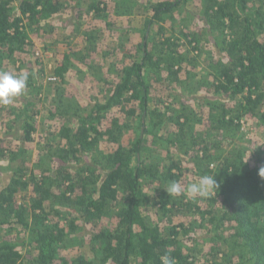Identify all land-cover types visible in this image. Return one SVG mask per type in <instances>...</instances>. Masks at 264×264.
<instances>
[{
    "label": "trees",
    "instance_id": "obj_1",
    "mask_svg": "<svg viewBox=\"0 0 264 264\" xmlns=\"http://www.w3.org/2000/svg\"><path fill=\"white\" fill-rule=\"evenodd\" d=\"M85 1L20 0L15 10L14 0H0V69L4 71L5 63H12L17 53H27L30 28L42 29L50 18L68 9L78 10ZM184 1L165 0L148 8L153 15L141 30L144 37L136 51L138 59L122 68L118 82L105 102L96 103L87 112H59L60 107L66 105L65 94H59V102L55 101L60 114L51 111L49 115L54 118L65 113L72 118L74 126L63 129L60 138L66 140L65 146L47 160L55 159L50 162L53 166H40L39 176L36 177L33 168V174L29 172V163L24 157L28 151L24 145L34 142L36 132L32 121L34 114L31 116V113L43 98L42 87H36L34 75L28 74V98L16 97L10 105L0 106V112L4 111L12 118V124L21 125L22 133L15 134L14 138L24 146V150L19 149L18 154H14L0 145V160L8 156L9 151L12 155L8 166H0L2 171L12 169L11 162L22 155L12 170L9 183L0 190V230L20 231L15 237L0 239V264H59V261L69 264L60 256V251L68 235L76 232L77 218L94 227L105 219L114 222V229H101L90 237L101 264H161L160 258L165 255L173 258L175 264H197L198 255L194 253L192 243L207 227L208 238L202 237L209 248L205 253L207 262L264 264V179L258 175L259 169L264 167L263 147L251 148L248 143L238 146L241 148L225 149V144H232L233 136L243 127L244 117H256L264 128V11L249 4V0H235V4L231 0L209 1L205 16L211 22L205 28L224 34L219 47L227 59L226 63L222 61L212 67L210 76L214 77V82L211 86L215 94L232 99L241 97L242 100L237 109L223 102H211L207 131L197 132L188 127L193 125V110L172 117L168 112L159 113L153 120L154 112L150 106L153 87L150 80L161 72L177 76L186 59L180 52L178 57L173 56L171 37L163 42L166 49H172L167 54L169 58H164L163 53L154 54L147 35L155 24L173 14ZM85 8L87 16L101 19L107 29L112 27L106 0H90ZM118 10L119 6L115 4L114 11ZM77 16V28L85 27L80 9ZM46 32L44 29L43 33ZM83 36L88 43L100 39L91 31H86ZM186 37L192 49H197L199 40L196 36ZM81 55L84 59L83 53ZM68 65L70 56H65L56 75L65 79L70 70ZM94 73L97 81L105 82L100 70ZM125 102H138L140 110L138 135L128 146L121 144L127 126L120 123L118 117L104 125L111 111L121 109ZM261 107L262 111L257 112ZM135 113L134 109L128 112L132 116ZM148 120L151 126H148ZM168 122L177 128L176 131L169 136L158 135L155 129L165 127ZM104 139L114 142L118 148L108 152L101 150L99 144ZM151 143L162 151L155 162H152L154 157L149 156L153 153L148 154ZM182 150L184 157L190 159L191 170L178 156V151ZM84 155L91 158L90 162ZM41 160L44 163V158ZM187 171L193 173V176L188 173L189 180L208 175L218 183L219 188L209 198H203L208 205L206 208L184 195L169 196L165 191L172 181L184 186ZM155 184L159 186L153 189L160 192L159 204L166 215L190 214L195 216L194 220L188 224H173L169 217L165 228L159 223H151L143 207L147 199L146 187ZM22 193L29 194L28 203L20 204L18 196ZM58 206L71 208L77 217L70 218L72 213L61 214ZM26 246L35 251L29 262H24L20 249ZM71 264L93 262L80 254Z\"/></svg>",
    "mask_w": 264,
    "mask_h": 264
},
{
    "label": "rangeland",
    "instance_id": "obj_2",
    "mask_svg": "<svg viewBox=\"0 0 264 264\" xmlns=\"http://www.w3.org/2000/svg\"><path fill=\"white\" fill-rule=\"evenodd\" d=\"M106 1L109 5L108 10L110 19L108 20L112 23L111 28L107 29L105 23L102 22L101 19L95 20L91 16H87L85 14L86 8L84 12L83 10L81 11L84 14L81 22L85 24V27H83L84 29L77 28L78 24L76 25V22L78 20L77 14L79 9H68L65 13L52 17L46 21L47 23L43 24L46 25L44 28L41 29L36 26L32 29L30 28V40L27 42L26 47L28 50L27 53H17L14 55V59L11 60L12 63H5L6 69L4 72H9L13 75H18L21 72H26L29 75L33 74L34 80H36V87H42L41 94L43 98L41 97V102H39V105L31 113V116L34 114L32 116V121L35 123L36 128L34 142L24 145L28 150L24 157L29 163V172L32 173L33 168L36 171L34 172L36 177L41 174L40 166L47 168L49 165H52L50 162L52 160L55 161V159H51L50 161L47 160L53 157L52 155L55 154L56 151L65 146L66 140L60 138L63 129L68 127L72 128V126H74L72 118L65 115L64 112L62 117L55 115V117L52 118L51 115H49L51 111L54 113L57 112L55 114H60L58 113L59 107H57L56 104V101L59 102V94H65V101H63L66 103L64 107H60L62 110L59 112L71 111L72 114L79 113L81 111L90 110L96 103L105 102L111 94L116 82H118L122 68L126 64L138 59L136 51L143 42L144 37L141 30L144 29L145 21L153 15L150 10L148 11V8L151 9L153 4L165 0ZM209 1L210 0L184 1V3L175 9L173 14L166 15L164 21L155 24L147 35L150 49L154 54L163 53L164 58H169L168 52L173 49L172 51H175L173 56L178 57L182 54L186 59L182 71H180L177 76H169L167 72H161L158 76L155 74L154 80H150L149 83L153 86L150 98L151 111L154 112L153 120H155V117L159 113L164 114L168 112V116L172 117L177 114H186L193 110V125L188 127L197 132L207 131V127L210 124L209 115L211 113V102H223L233 109H237L240 107L239 104L242 100L241 97L232 99L227 95L215 94V89L211 86L212 81L214 82V77L210 76L213 71L212 67L218 65L222 61L226 63L227 59L219 47L225 38L224 34H222L221 31L211 32L205 28V26H209L211 22V20L209 18L207 20L205 16L206 7L210 6ZM213 1L223 2L224 0ZM19 2L20 0H14L13 2L12 5L15 10L18 9ZM71 2L74 3V0H71ZM88 2H90V0L85 1V3ZM231 2L235 4V0H231ZM115 4L119 6L117 12L114 11ZM249 4L255 8H261L264 11V0H249ZM66 20L71 22L64 25V21ZM44 29H47L46 33H43ZM82 30L84 33L86 31H91V33L101 36V44L98 49L95 48L98 46L96 43L82 42ZM186 35L196 36L199 40L197 49H192ZM167 37H171L172 39V49L170 50L166 49L163 45ZM124 51H126L128 55H126ZM179 52L181 54H179ZM74 53L75 55H73ZM81 53H83L84 59H82ZM65 56H70V65L72 68L76 66L83 67L82 70H79L80 73H83V71L86 73H93L92 71L100 70V72H102L100 76H104L105 82L96 83L95 80L91 81V79L93 80L94 78L93 75H89L90 77L87 75L83 76L74 71H72L71 75H68L67 72L65 74V79L57 76L55 70L63 64ZM163 64L165 63L163 62ZM70 65L68 66L70 67ZM0 71L2 70L0 69ZM82 78H84V80ZM58 87L61 88L60 91ZM28 92L29 89L26 87L23 94L18 97L28 98L30 96L28 95L27 97ZM130 106H133L132 109H130ZM167 107H171V109L168 111ZM133 109L136 110L134 116L128 114V112ZM261 111L262 107L259 108L257 112ZM139 113L138 102L133 104L125 102L121 109L114 108L111 111L108 118L104 121V125H109L114 118L118 117L120 123L128 127V129L126 127V131L121 138V144L128 146L138 135L136 130L138 127L137 120ZM11 120L12 118H8V115L4 113V111L0 112V145L4 150H10L14 154H18L19 149L24 150V146H22L21 142L16 141L14 137L15 134L19 135L22 133L19 129L21 125L19 124L18 128H16L17 124H12ZM242 120L243 127L233 136L234 144H228L226 142L225 149L233 150L235 147L241 148L238 146H247L249 143L251 148L262 146V152H264V128L254 116H247ZM147 123L148 126H151L149 120ZM176 129L177 128L172 123L168 122L165 127H157L155 131L158 135L167 134L169 136L171 133L175 132ZM214 134H218V131H214ZM99 145L100 149L106 152L115 151L118 148V145L106 139L102 140ZM153 145L152 143L150 144L149 147L151 151H148V154L149 152L153 153V156L151 154L149 156L150 158L154 157L152 162H155L162 151L158 150V148ZM223 147L222 145V148ZM10 151L8 152V156L1 158L0 166L6 167L9 165L8 159L12 157ZM21 156H19L16 161L13 160V162H11L10 166L12 169L8 172L2 171L0 168V190L9 183L13 176L12 170L14 166L19 164L18 160H21L19 159ZM178 156L185 161L184 166L186 168L189 167L191 170V164L188 162L190 159L184 157L183 150L178 151ZM42 158H44V163L41 160ZM84 159L88 162L91 160L87 155H84ZM188 173L193 176L191 171L186 172L187 175L183 179L186 181V183H184L185 187L182 185L185 189L190 184L196 183L199 180L198 178L189 180ZM158 186L159 185L155 184L152 187H146L147 199L143 207V212L151 223H159L162 228H165L168 225L167 221L169 217L173 224H178L180 222L188 224L190 221L194 220L195 216L190 214L185 215L181 213L182 215L174 217H171L170 214L166 215L159 204L158 195L160 192L153 189L154 187L158 188ZM29 197V194L22 193L18 196V200L20 204L22 202L28 203L30 201ZM193 201L199 202L203 208L208 206L203 198H197ZM46 204L48 205L49 203ZM57 208L63 215L67 213L70 215L72 213L69 216L70 218L77 217V214L71 208L63 206H58ZM113 208H115V205ZM62 223L64 226L67 225L66 220L62 221ZM75 224L77 226L76 232L68 235L65 246L60 251V256L66 258L69 264L80 254L84 255L88 260H92L93 264H101L98 257V250H95L96 246L91 244L90 237L98 233L101 229H114V222L105 219L98 227H94L91 224H87L84 220L77 218ZM207 230L202 229L201 234L196 235V241L192 243V248H195L194 253L198 255L197 264H212L206 261L205 253L209 251V248H207L208 245H205L207 242H204V239H202V237L208 238ZM19 232V230L7 231L1 229L0 239L15 237ZM20 249L22 250L24 262H29L34 258L35 251L33 248L26 246ZM59 264H63V262L59 261ZM105 264L111 263L107 262Z\"/></svg>",
    "mask_w": 264,
    "mask_h": 264
},
{
    "label": "clouds",
    "instance_id": "obj_3",
    "mask_svg": "<svg viewBox=\"0 0 264 264\" xmlns=\"http://www.w3.org/2000/svg\"><path fill=\"white\" fill-rule=\"evenodd\" d=\"M28 81V74L21 72L13 75L9 72L0 71V106H8L13 100L22 95ZM258 175L264 179V167L259 169ZM219 188L214 177L201 176L196 183L190 184L186 189L177 181H172L165 191L169 196L184 195L189 199L209 198ZM161 264H175V260L167 255L162 256Z\"/></svg>",
    "mask_w": 264,
    "mask_h": 264
},
{
    "label": "crops",
    "instance_id": "obj_4",
    "mask_svg": "<svg viewBox=\"0 0 264 264\" xmlns=\"http://www.w3.org/2000/svg\"><path fill=\"white\" fill-rule=\"evenodd\" d=\"M86 4H87V3L83 2L82 5H81V8H79V9H80L81 11L83 10V12H84V9H85ZM83 15H84V14H83ZM129 18H130V17H129ZM95 20H96V19H95ZM64 22H65L64 25H66V24H69V22H71V21H69V20L67 21V20H66V21H64ZM83 29H84V28H83ZM81 32H82V34H81V35H82V36H81L82 42H83V43H88V42H85V41H84V36H83V35H84V32H83V30H82ZM96 35H97V34H96ZM97 36H98L100 39L97 40V41H95V43L98 44V46L95 47V48L98 49V48H99V45L101 44L100 42H101V39H102V38L100 37V35H97ZM83 52H84V51H83ZM61 66H62V65H61ZM61 66H59V67H61ZM57 68H58V67H57ZM69 68H70V70L68 71V75H71V74H72V71H74L75 73H78V74H80V75H83V76H84V75H87V76H89V75H93V76H94V74H95L94 71H92L93 73H90V72H87V73H86V72H84V71H83V73H80L79 70H82V69H83L82 66H76V67H73V68L70 66ZM56 70H57V69H56ZM56 70H55V73H56ZM87 76H86V77H87ZM89 77H90V76H89ZM94 78H95V77H94ZM94 78H93V80L91 79V81H94V80H95L96 83H98L99 81H97L96 78H95V79H94ZM82 79L84 80V78H82ZM16 128H18V124H17V127H16ZM15 139H16V138H15Z\"/></svg>",
    "mask_w": 264,
    "mask_h": 264
}]
</instances>
